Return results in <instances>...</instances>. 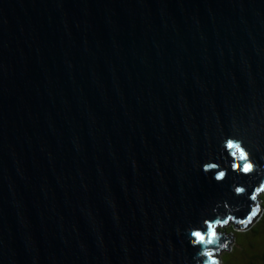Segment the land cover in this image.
Returning <instances> with one entry per match:
<instances>
[{"label":"water","instance_id":"obj_1","mask_svg":"<svg viewBox=\"0 0 264 264\" xmlns=\"http://www.w3.org/2000/svg\"><path fill=\"white\" fill-rule=\"evenodd\" d=\"M229 136L264 166V0H0V264H196Z\"/></svg>","mask_w":264,"mask_h":264},{"label":"clouds","instance_id":"obj_2","mask_svg":"<svg viewBox=\"0 0 264 264\" xmlns=\"http://www.w3.org/2000/svg\"><path fill=\"white\" fill-rule=\"evenodd\" d=\"M225 143L231 170L250 182H234L230 188L234 200L216 202L212 215L203 217L201 227L185 230L191 246L198 249L194 257L196 264H221V254L229 251L232 244V238L223 231L229 225L247 231L254 220L264 219V166L253 158L242 138L229 136ZM227 173V168L220 170L215 179L223 181ZM241 198L251 203L241 202Z\"/></svg>","mask_w":264,"mask_h":264},{"label":"trees","instance_id":"obj_3","mask_svg":"<svg viewBox=\"0 0 264 264\" xmlns=\"http://www.w3.org/2000/svg\"><path fill=\"white\" fill-rule=\"evenodd\" d=\"M228 234L233 233L236 238V245L232 253H225L223 256V264H237L235 254L241 250L245 257L250 259L249 264H264V219H260L249 231L238 232L233 225H230L226 230ZM251 240L256 241L257 245L253 247L254 251L245 249L247 244H251ZM239 249V250H238ZM230 259H226V257ZM235 260V261H234Z\"/></svg>","mask_w":264,"mask_h":264},{"label":"rangeland","instance_id":"obj_4","mask_svg":"<svg viewBox=\"0 0 264 264\" xmlns=\"http://www.w3.org/2000/svg\"><path fill=\"white\" fill-rule=\"evenodd\" d=\"M257 222H258V220L255 221V223H257ZM229 226H230V225H229ZM229 226H228V227H229ZM228 227H227V228H228ZM227 228L223 229V231H225ZM225 232H226V231H225ZM232 239H233V242H232V245H231L230 250H229V251H225V252H223V253L221 254V256H220L221 264H223V256L225 255V253H232L233 249L235 248V245H236V238H235V236L232 237ZM251 242H252L251 244L249 243V244H247L246 247H245V249H246L247 251H254V249H252V245H253V247L257 245L256 241L251 240ZM263 243H264V240H263ZM238 250H239V249H238ZM245 256H246V255L242 254V251L239 250V251L235 254V258L238 259V260H237V264H249V263H250V259L247 258V257H245ZM226 259L228 260V259H230V258L227 256ZM234 261H235V260H234Z\"/></svg>","mask_w":264,"mask_h":264}]
</instances>
